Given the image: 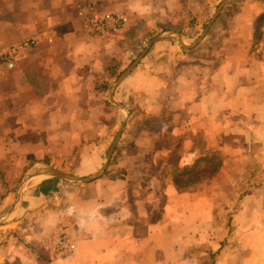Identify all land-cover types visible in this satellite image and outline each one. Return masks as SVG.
<instances>
[{
	"label": "crops",
	"instance_id": "obj_1",
	"mask_svg": "<svg viewBox=\"0 0 264 264\" xmlns=\"http://www.w3.org/2000/svg\"><path fill=\"white\" fill-rule=\"evenodd\" d=\"M84 1L0 0V51L38 40L14 69H0V189L13 200L17 188L6 213L35 165L81 179L99 173L114 143L105 158L107 135L123 124L119 103L132 120L104 176L36 173L24 189L17 216L26 200L81 184L63 214L76 249L52 264H264V43L261 60L251 58L264 0L219 29L209 56L160 41L116 88L124 34L174 0H103L129 19L105 38H91L77 18ZM175 164L203 179L186 188ZM47 179L60 180L50 196L38 188Z\"/></svg>",
	"mask_w": 264,
	"mask_h": 264
},
{
	"label": "rangeland",
	"instance_id": "obj_2",
	"mask_svg": "<svg viewBox=\"0 0 264 264\" xmlns=\"http://www.w3.org/2000/svg\"><path fill=\"white\" fill-rule=\"evenodd\" d=\"M222 1L223 0L167 1V3H165L166 12L162 17L161 12H158L155 13V15L158 16L156 18L151 20L140 19L136 23H133L124 34L126 38L122 39L121 43L118 45L120 59H116L114 62L115 67L113 68L116 70L114 73L117 74V71L120 72L118 75L120 77L121 74H123L145 51L151 40L160 34L168 32L180 33L185 44L190 45L195 43L207 29ZM251 2V0H229L228 4L223 9V12L226 10L224 16H222L220 21L217 20L215 24H213L205 38L195 49L184 50L176 41H168L167 43L159 44H172V46H176L183 51H189L191 56H198L202 53H208L207 56H209L210 53L214 51L215 46L221 41L222 35L219 29L228 26L234 15L239 13L242 7L247 3ZM151 14L152 13L149 14V18H151ZM260 17L261 14L256 18L255 22ZM260 29L263 32V36L258 41V45L251 51L252 59L261 58V43H264V13L260 21ZM117 117L118 115H116V122ZM120 119L122 124L127 119L126 114L122 113ZM129 119L128 126L131 124L132 118ZM149 123L156 126L159 124V121H149ZM117 131L118 130L109 132V135H107L105 158L110 145L115 139ZM220 158V156H217L216 160L213 158L211 164L212 173L216 163L219 164L221 162L222 159ZM175 165L177 171H180V173L184 172L181 174L183 177H181L180 183L185 185L186 188L194 185L199 179H203L204 172L198 170L197 167L195 170L189 171L188 168H179L178 164ZM202 166H206V176H208L210 165L202 164ZM201 168L203 167H200V169ZM117 175V173L111 174V176ZM71 186L74 185L71 183H64L59 195L51 199H42L43 202H39L37 199L33 202L26 200L20 215L10 221L11 223L0 224V264H52L59 260L61 256L64 257L57 247V241L60 237L70 235L68 231H64L66 217L63 214L65 213V209L69 207L68 205L78 201L76 199L69 201L68 198L71 196L73 190L81 186V184L74 187ZM16 190L17 188L12 195L13 200L12 198L7 200L3 192L4 190L2 191V189H0V201H2V203H0V217L10 208L14 201ZM27 198H29V195ZM37 205H40L42 209L38 210L40 206ZM50 212L51 214H49ZM207 245L209 246V242H207Z\"/></svg>",
	"mask_w": 264,
	"mask_h": 264
},
{
	"label": "built area",
	"instance_id": "obj_3",
	"mask_svg": "<svg viewBox=\"0 0 264 264\" xmlns=\"http://www.w3.org/2000/svg\"><path fill=\"white\" fill-rule=\"evenodd\" d=\"M77 18L81 20L91 38H105L119 33L129 22L126 15L109 11L103 0H85L78 7ZM52 41L50 40V42ZM37 44L38 40L35 38L25 39L7 50L0 51V69H14L24 52L37 46ZM57 247L64 256L73 254L76 249V245L67 236L58 239Z\"/></svg>",
	"mask_w": 264,
	"mask_h": 264
},
{
	"label": "water",
	"instance_id": "obj_4",
	"mask_svg": "<svg viewBox=\"0 0 264 264\" xmlns=\"http://www.w3.org/2000/svg\"><path fill=\"white\" fill-rule=\"evenodd\" d=\"M228 2H229V0H223L221 2L220 6L218 7L217 11L215 12L212 20L210 21L207 29L202 34V36L193 44H190V45L189 44H185L181 34L180 33H175V32H168V33L160 34L156 38L151 40L150 44L145 49V51L117 79V81L115 83V88L117 86H119L138 67V65L142 62V60L149 53V51L151 50L152 46L155 45L156 43L160 42V41H176L185 50L195 49L202 42V40L205 38V36L209 32V30L212 28L213 24H215V22L221 16V14L223 12V9L228 4ZM116 105L119 106L120 109L123 112L126 113L127 119L123 122L121 129L118 131V133L116 135V138H115L114 143H113V145H112V147H111V149H110V151L108 153L107 160L105 162V165H104L103 169L99 173H97L96 175H93L92 177H89L87 179H81V178L75 176L74 174L63 172V171L57 170V169H55L53 167H50V166H47V165H35V166L31 167L26 172V174L24 175V177L21 180L20 187L18 188V192H17V199H16V202L14 204V207L9 212H7L6 214H4L3 216L0 217V224H6V223L12 221L17 216V211H18V208H19V205H20V201L22 199V195H23L24 189H25L26 185L28 184L29 180L31 179V177L33 175H35L36 173L47 174L51 178H60V179H63V180L84 182V183L97 180V179L101 178L102 176H104V174L106 173V171H107V169H108V167L110 165V162L112 160V157L114 155L116 147H117V145L119 144V142L121 140V137H122L124 129H125L126 125H127L128 119L131 117V113H130V111L127 108H125L123 105H121L119 103H116Z\"/></svg>",
	"mask_w": 264,
	"mask_h": 264
},
{
	"label": "trees",
	"instance_id": "obj_5",
	"mask_svg": "<svg viewBox=\"0 0 264 264\" xmlns=\"http://www.w3.org/2000/svg\"><path fill=\"white\" fill-rule=\"evenodd\" d=\"M226 13V10L223 12L222 16ZM222 16L220 18H222ZM262 20V17H260L256 22H255V33H254V38H253V49L258 45V41L262 38L263 32L260 29V21ZM258 60H261L259 58ZM221 157V156H220ZM221 159V158H220ZM221 166V163H219L218 168ZM4 183V179H2ZM60 182L59 179H47L43 181L39 185V190L44 196H50L53 193L58 191V183Z\"/></svg>",
	"mask_w": 264,
	"mask_h": 264
},
{
	"label": "bare ground",
	"instance_id": "obj_6",
	"mask_svg": "<svg viewBox=\"0 0 264 264\" xmlns=\"http://www.w3.org/2000/svg\"><path fill=\"white\" fill-rule=\"evenodd\" d=\"M38 174H40V175H44V176H46V177H49L47 174H43V173H38ZM41 178H45V177H41ZM38 180V179H37ZM37 180H35V181H37ZM39 182V181H38Z\"/></svg>",
	"mask_w": 264,
	"mask_h": 264
}]
</instances>
